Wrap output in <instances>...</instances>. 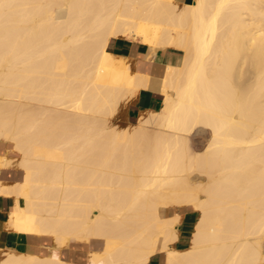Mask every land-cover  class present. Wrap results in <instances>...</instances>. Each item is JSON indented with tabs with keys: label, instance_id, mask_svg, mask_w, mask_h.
I'll return each instance as SVG.
<instances>
[{
	"label": "bare ground",
	"instance_id": "bare-ground-1",
	"mask_svg": "<svg viewBox=\"0 0 264 264\" xmlns=\"http://www.w3.org/2000/svg\"><path fill=\"white\" fill-rule=\"evenodd\" d=\"M115 38L145 44L143 60ZM141 89L159 108L119 126ZM5 144L17 158L0 169L22 170L0 178L6 227L54 246L0 249V264H80L71 242L100 244L84 264H263L264 0H0ZM180 208L197 213L182 249Z\"/></svg>",
	"mask_w": 264,
	"mask_h": 264
},
{
	"label": "crops",
	"instance_id": "crops-1",
	"mask_svg": "<svg viewBox=\"0 0 264 264\" xmlns=\"http://www.w3.org/2000/svg\"><path fill=\"white\" fill-rule=\"evenodd\" d=\"M191 1L192 0H187V1L179 0V2H183V3H188ZM168 49H164L165 51L162 50L156 53L159 59L158 60L156 59L154 61L153 69L155 67L159 69V67L167 59L175 60L179 56V52H177L176 50H173V49L168 50ZM111 51L116 55L130 57L134 61L141 62L143 60V56L147 53V46L138 41H133L130 39H125V38H115L111 44ZM161 99H162V96L158 94L157 92L153 93V91L141 89L137 93L133 101L128 103V105L126 106L127 110L125 111V117L126 116L127 117L125 118V120L128 123H132L139 116L138 115L139 113L144 112L145 110L158 109L161 104ZM4 148L8 149V144L0 146V153L4 152V154H7L5 151L6 149ZM6 170H8V168L0 169L1 171L0 175ZM15 173L18 177H16L13 180L20 179L21 174H22L21 171L18 169H15ZM13 204H14V200L12 197L6 196V195H0V208H1L0 209V247L1 248H15L21 251L24 250L25 252H34L37 254L49 252V248H50L49 243L51 242L54 245V242L52 240L45 238L41 235H37V234H30L27 232H13L12 230L6 227V223L8 220V212L13 206ZM181 209H179V213H180L179 233H178V237L176 241L174 242L175 248L180 247V249L186 248L189 245V237H190V234H191V231H192L195 219H196L194 215V210L190 208H181ZM73 243L81 244L87 247V251L85 252V255L87 256V260L89 257V252L93 250H98L97 248H99L97 242H95L94 245H90V244L83 243V242L82 243L73 242ZM64 250H66V248ZM148 264H165L164 253L159 252L155 254L154 256H152Z\"/></svg>",
	"mask_w": 264,
	"mask_h": 264
},
{
	"label": "rangeland",
	"instance_id": "rangeland-1",
	"mask_svg": "<svg viewBox=\"0 0 264 264\" xmlns=\"http://www.w3.org/2000/svg\"><path fill=\"white\" fill-rule=\"evenodd\" d=\"M179 1V0H178ZM125 111L126 108L122 109L116 116V122L118 123L119 126H124L126 125V123H128L125 120ZM135 122V121H134ZM132 122V123H134ZM208 133L207 131L201 127L200 125L196 127V129L193 130V132L191 134L188 135V142L191 143L192 147L197 148L199 147L201 144H204L207 141L208 138ZM11 145L8 144V149H6V156L8 158H17V155L15 154V152L13 150H11ZM13 153V155H12ZM15 169H18L21 171L22 170L19 168H16V166L14 167V165H10L8 167V170L4 171L0 177L6 181V182H11L13 179H15L16 177H18L15 173ZM20 175V173H19ZM22 175V174H21ZM196 178H192V180H195ZM181 209V208H180ZM191 209V208H190ZM170 212H172V210L167 211V214H169ZM195 217L197 216V213L194 212ZM73 242H71L69 245H67L66 250H63V257L67 260H72L74 262L80 263V264H84L87 260V256L85 255V252L87 251V247L83 246L81 244H72ZM95 242L90 243V245H94ZM98 243V242H97ZM49 246H54L53 243H49ZM98 246L100 248V244L98 243ZM97 248V249H99ZM0 249H7V248H1ZM18 250V249H16ZM48 252L42 253L41 255L47 254ZM1 258V256H0ZM264 264V263H263Z\"/></svg>",
	"mask_w": 264,
	"mask_h": 264
}]
</instances>
